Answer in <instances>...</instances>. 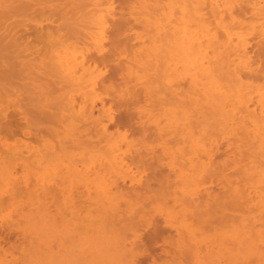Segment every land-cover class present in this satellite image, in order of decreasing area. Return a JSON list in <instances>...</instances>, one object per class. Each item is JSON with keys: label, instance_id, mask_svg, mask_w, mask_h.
<instances>
[{"label": "rangeland", "instance_id": "1", "mask_svg": "<svg viewBox=\"0 0 264 264\" xmlns=\"http://www.w3.org/2000/svg\"><path fill=\"white\" fill-rule=\"evenodd\" d=\"M157 1L159 3L155 2V6L147 9L150 11L148 13L150 20L159 18L162 19L161 23L166 25L162 7L168 2ZM135 2L134 17L132 16L134 13L130 12L133 11L132 0L131 3L130 0H113L115 19L111 18L112 22L107 32L111 44H107L106 52L95 57L103 72L98 91L101 99L107 107H111L114 114L113 121L109 123V130L113 132L118 128L128 136V141L132 145L127 147L129 151L124 154L125 159L132 171L141 178V183L130 187L129 179L125 183L119 181L121 189L116 202L120 204L117 203L115 210L104 208L101 204H90L91 200L99 197L95 196L94 189L89 198L85 186L76 184L73 187L77 181L82 182L76 179L78 175L74 177L75 173L72 181L75 179L77 181L70 184L72 188L66 184L63 186H67L66 190L64 188L56 190L54 203L48 208L49 211L46 207L47 199L44 193H40L42 190L38 191L40 195L34 200L23 195L17 211H23L22 204L24 208L28 206V210L31 211L25 208L24 217H14L15 219L10 217L7 224L3 225L0 218L1 230L6 229L12 222L16 223L10 229L11 234L10 232L6 234L8 231L0 234V264L6 263L4 255L6 260H10L8 264H260L257 260L258 255L264 254L263 154L258 149L255 139L251 142L250 138V141L245 143L246 139L237 141L232 134L228 137L229 133H225L227 131L225 120L218 117L212 107L204 103V107L196 108L199 109L197 113L195 105L190 102V98L188 100L187 81L180 80V83H183L176 91L179 94L171 93L166 84L169 74L164 67L165 62L168 63L165 53L171 47L173 35L169 30L158 34L154 27L141 24L139 22L141 10L137 9L138 3ZM91 8L86 0H0L2 14L0 93L9 98L10 106L7 113L14 117H11L14 132L4 138L5 146H10L14 151L21 150L24 156L39 152L40 156L37 157H41L39 161L44 162L38 168L35 167L36 169L22 168L23 166L19 164L15 172L19 178L35 177V174L41 176L48 171L49 163L46 158L42 159L43 154L49 153L47 142L53 141L57 147L56 151L57 149L65 151L59 153L58 158L65 156L66 159L57 158L55 161L56 155L52 160L61 161L60 164L54 163L56 167L60 166L58 168H65L64 171L59 169L62 170L61 174L68 172L66 168L68 165L73 167L76 165L83 170L91 161L109 153L107 145L104 144L106 142L100 141L103 136L95 128L94 123L100 116V102L95 107L92 117L81 119L78 123L75 116V124L78 125L74 130L72 127L70 131L66 130L65 127L69 128L67 125L74 121L69 117L71 115L68 108L66 109L68 106L65 97L70 93L80 100L81 96L76 93V87L62 80L59 74L53 75V80L51 79L52 74H49L51 67L47 65L49 59L43 56L46 52L59 50L64 44L84 41L86 33L90 30L91 20L88 13ZM125 19L128 21L127 29L121 36L124 41L117 43L114 36L115 25ZM138 34L144 39L138 38ZM151 39H155L154 42L152 40L153 44ZM141 43H144L147 49L142 48L144 44ZM252 43V58L257 65L262 66V63L258 61V64L256 60L264 58V46L261 45V43L264 45V42ZM153 45L160 47L156 46V50L153 51ZM128 66L134 68L131 69L135 74L129 75ZM244 74L245 80L259 81L257 75L260 73L256 71ZM219 78L221 82L226 81L225 77ZM50 81L53 91L48 92L49 89L46 87ZM180 98L183 101H180ZM188 103L189 106L186 105ZM177 105L182 108L178 106L177 109ZM174 106L177 110L180 109L174 117L179 115L182 117L177 118L174 125L179 130L167 133L173 129V127L169 129L167 125L168 120L174 118L172 114ZM183 108L187 109L186 115L191 116H185ZM204 109L207 112L203 111ZM17 112H22L23 114L18 113L22 114V117ZM47 112H51L53 123L48 122ZM155 120L162 122L160 124L162 126L164 124L162 133L156 128L158 126H155ZM177 124L188 128V132L191 130V134L192 132L195 135L201 134V137H210L218 142L214 151V164L199 171L201 174H198L199 180L196 182L201 190L197 194L192 193L194 185L191 188L192 185L188 186L179 176L181 171L193 173L190 170H196L198 173V170L188 165L189 158L192 157L189 149L192 143L188 142L187 138L190 134L183 130L182 126L177 128ZM222 130H226L224 135ZM177 149L183 151V154ZM169 150L173 152L171 155ZM174 152L179 153V156L176 153L174 155ZM171 158H176V162ZM32 159L31 162L35 165L34 157ZM69 159L71 164L68 162ZM63 160L67 165L64 162V165L61 164ZM173 165L179 166L181 171L178 168L175 171L176 167H172ZM245 166L247 168L250 166L252 170ZM260 168L263 173L261 170L258 173L263 176L254 172ZM196 173L192 174L194 179H197L194 177ZM97 180L100 179L92 180V183L96 184L99 182ZM183 183L187 186L185 187ZM236 186L244 192L245 195L242 194L245 198H237L231 188ZM248 193H251V202ZM182 204L185 212L187 210L186 213L182 210ZM13 210L14 207H11L4 213L9 211L15 213ZM242 223H246L243 224L244 227ZM84 224L86 226H83ZM247 227L250 230H247ZM234 229L238 234L243 230L244 235L238 238L240 240L247 237L250 232L254 235L244 238L246 240L244 242L250 241L249 244L255 245H252L254 247L252 249L243 250V253L244 251L246 253L242 256L239 254L242 251L234 250L239 245L233 246L234 235H231L237 233ZM190 231L194 232L193 236ZM227 234H230V238ZM238 239L235 241H239L240 250L244 249L241 247L244 242ZM229 250H233L234 254L232 252L230 254ZM239 256L242 259H238ZM263 258L264 255L261 256V259Z\"/></svg>", "mask_w": 264, "mask_h": 264}, {"label": "bare ground", "instance_id": "2", "mask_svg": "<svg viewBox=\"0 0 264 264\" xmlns=\"http://www.w3.org/2000/svg\"><path fill=\"white\" fill-rule=\"evenodd\" d=\"M86 1L89 2V4L92 6L91 10H89L88 13L90 14L89 19L91 20L90 22L91 25L89 27L90 30L86 33L85 36L86 39L84 41L83 40H81L80 42L77 41L69 45L64 44V46L62 45L63 47H61L62 49L60 48L57 51L54 50V52L52 51L46 52V54L44 53L45 55L43 56H45V59L46 58L49 59L47 65L49 64L48 66L51 67V69L49 68V70H51L49 74L50 73L52 74V76H50L51 79L53 80V75L59 74L62 80L75 86L76 93L81 96L80 100L75 98L70 93H68L65 97L66 106H68L66 107V109L68 108L67 110H69V113L71 115L69 117L71 121H74L67 125L69 128L65 127L66 130L69 129L70 131V129L72 128L74 130V128H76V125H78L81 119L85 120L92 117V115L94 114L95 107H97L98 102H100V106H99L100 116L98 117L97 120H95L94 123L96 125L95 128H97L103 136V139H101L100 141L106 142L104 144L107 145L109 153L106 156L99 158L100 160L97 159L99 160L98 162L97 160L91 161L90 165L88 166L86 165L87 167L86 169L82 170L78 168L76 165L74 167L68 165L66 168L67 171L69 172V175H67L68 172L67 173L63 172V174H61L62 170L59 169H63L64 171L65 168H58L60 166L56 167L57 165L55 166L54 163L57 164L60 159H63L65 157V156L62 157L61 154L60 155L61 158H58V154L62 153L63 151L62 150L58 151V149L56 151L55 148L57 147H55L53 141L47 142L46 143L47 144L46 146L48 147L47 152L49 153H47L46 155L42 153L44 155L42 159L46 158L45 160L47 161V163H49L48 164L49 167H47L48 171H46L44 175L41 176L35 174V177L26 176L24 178H19L20 176L18 177L15 174L16 168L19 166V164L21 167L23 166L22 168L24 167L38 168L39 166L44 164V162L39 161L41 159V157L39 158L37 157L39 155V152L38 153L36 152L35 154L32 153L33 155L31 156L29 155L24 156L21 150L14 151L11 149L10 146H5L6 142L4 141V138L7 135L11 136L14 132L13 123H12L13 120L12 118L14 117H12L13 115L11 116V114L9 115V113H7V109L10 106L9 105L10 100H8L9 98H5V95L0 93V218L2 221V225L4 223L7 224L10 217H12V219L14 217L15 218L24 217V212H25L24 210L25 208L28 210L27 208L28 206L24 208V205L22 204L24 212L22 210L21 212L17 211L18 210L17 208H20L19 206H21L20 198L23 195L24 196L27 195L28 197L33 198L34 200V198L36 196H39L40 193L41 194L44 193L43 195H45L44 197L47 199L46 207L48 209L51 208V206L54 203L56 190L57 189L61 190L62 188L66 190L67 186L63 187L64 185L67 184L69 185V187H71L72 183L76 182L77 181L76 179H78L79 181L82 182L79 183L77 181V183H75L73 187L76 184L77 186L83 185L87 189L89 198H91L90 195L93 191H95L94 192L95 196L99 197V199L95 198L96 200H91L92 203L89 202L90 204L92 205L101 204V206L104 208H111L112 210H115L117 208L116 207L117 203L120 204V202H116L118 201L117 200L119 196L118 192L121 189V185H119V181L121 180L123 181V183H125L127 179H129L128 181L130 183V187H134L135 185H139L141 183V178L138 177L132 171L124 155L127 154L126 151L127 152L129 151L127 147H129L132 144H130V142L128 141L129 138L126 135V133L121 132L118 128L116 129V131L113 130V132L109 130V123L113 121L114 118L113 110L111 109L110 106L108 107L106 106V103L101 99L100 93L98 91L99 83L101 81L102 78L101 76L103 72H102V68H100L99 66L100 64H98L97 61L98 59L95 56L103 54V52L106 50V47H108L107 44L108 43L111 44L110 40L108 39L109 36L107 32L110 27V22H112V20L115 19L114 10H113L114 3L113 0H86ZM135 1H137L138 3L137 9L141 10L140 11L141 18L139 19L140 20L139 22L141 24L145 23L146 25L144 26L146 27L149 26L154 27L158 34L165 32V30H169V32H171V34L173 35L172 39L170 38L171 47L165 53L168 63L166 64L165 62L166 67H164L166 68V72L169 74L168 75L169 77L166 79L167 82L166 84L168 85L171 93L176 92L180 88V84L183 83V82L180 83V80L187 81L189 85L188 100L190 98V102H192L193 105H195V110H198L197 113H199V109L196 108L204 107L203 106L204 103L212 107L214 109L213 110L214 113H216L218 117L220 116L226 122L227 131L225 130L226 131L225 132L222 130L223 133L222 131L221 133L223 135L228 132L229 133L228 137L232 134V136L233 135L235 136L237 141H242L246 139L245 143L246 141L247 142L250 141L249 140L250 138H252L251 142H253V140L255 139L256 140L255 142L258 145L257 147L260 150V152L263 154V158H264V58L256 60L257 62L258 61L261 62L262 66L261 64L257 65L255 60H253L252 58L253 57L252 42L253 41H256L258 43L264 42V0H165L168 3H165V6L162 7V9L164 10L162 15H163V19L166 20L167 23L166 25L161 23L162 19L159 18H156L155 20L154 19L150 20V16L148 14L150 11L147 9H149L152 6H155L154 3L155 2L157 3L158 2L157 0L156 1L132 0V3H134V5H133V11L131 10L130 12L134 13V15H132L134 17H135V3H136ZM138 17H139V12L137 11L136 12L137 19L136 18L135 19L138 20ZM1 20H2V14L0 13V21ZM127 23L128 21L127 19H125V21L117 23L115 25L114 36H116L117 43L124 41L121 36L124 35V32L127 29L126 28ZM151 27L150 29H152ZM110 29H112V27ZM129 29L132 30L131 28ZM139 36L140 35L138 34L137 35L138 38L144 39L142 36L141 37ZM152 40L154 42L155 39H151V43L153 44ZM140 42H142L141 39ZM144 45L142 46V48L147 49L146 45L145 47ZM261 45L264 46L263 43H261ZM156 46L160 47L159 45H155V47L153 45L152 47V49L154 48L153 51L156 50ZM133 60L135 61V58ZM130 61L132 62V60ZM128 67H129L128 69L129 75L135 74L133 70L134 68L131 67L133 68L131 69L130 66ZM255 71L257 73H260L259 76L257 75L258 77L257 80L261 82L252 79L251 80L244 79L245 72H255ZM219 77H225L226 81L224 82L222 80L221 82V78ZM46 88L49 89V90L47 89L48 92L51 90L53 91V86L51 81L50 83L49 82L47 83ZM189 92L191 95L189 94ZM180 97H182V95H180ZM180 99H181L180 101H183L182 98ZM185 99L184 102L186 101ZM186 105L189 106L190 104L188 103ZM178 106L179 105H177V109ZM208 106L206 108L207 110H208ZM179 108L182 107L179 106ZM185 108H183L182 110L185 113V116L189 117L188 115L190 114L187 113L188 115H186L185 111L187 109L184 110ZM175 109L176 107L174 106V109H172L173 117L178 111H180V109L179 110L177 109L175 110ZM206 109H204L203 111H206ZM18 113H22V112H17V114ZM22 114H18V115H21L22 117ZM75 116L76 118H78L77 124H75L76 123L75 122L76 119H74ZM23 117L25 118V116ZM46 117L49 123L50 122L53 123V116L51 112H47ZM179 117L182 118L181 115H179ZM179 117L175 116L174 118H171L170 121L168 120V125H167L168 128L171 129V127H173L174 130L171 129L170 131H167V133H174L175 131L179 130L174 127V125H176L175 123L177 122V118L179 119ZM154 122L156 124L155 126H158L156 128H158V130H161L162 133L163 128H165L164 124L162 126L160 125L162 122L159 123L160 121L156 122V120ZM177 125L178 126L176 127L178 128L180 125L179 124ZM181 126L184 127L183 128L184 130L185 126L183 125ZM23 127L25 126H22V128ZM187 129L188 128H186L185 131ZM190 131L191 130H189L188 132L187 130L188 134H190L188 136H190L191 138L189 139L188 136L187 138H188V142L192 143V145L190 144L191 148H189L191 149L190 151L192 153V157L189 158L190 164L188 165L193 169L195 167L198 170V173H196L197 172L196 170L194 171L190 170L193 173L194 172L196 173V176L194 174V177H196L197 179L193 178L192 175L193 173L190 172L191 173L190 174L186 171H181L180 167L177 165L175 166L173 165L172 167H176L175 171L177 168L178 170L181 171V173L178 174L179 176H181L182 181L188 184V186L191 184L192 185L191 188H192L194 185L192 193L197 194L198 192L200 193L201 190L200 185L196 182V180L197 181L199 180V176H198V174L200 173L199 171L201 170L203 171L214 164L213 163L214 151L216 146H218L217 145L218 142L217 141L215 142V140L211 139L210 137H201V134L195 135L194 132H192L191 134ZM187 132H183V133L187 134ZM205 139H207L208 141L207 142L204 141ZM125 148H127L128 150ZM169 152L170 155L173 153L171 150H169ZM178 152L179 153L181 152L180 149ZM175 153L177 154V156H179L178 155L179 153L174 152V155ZM33 157L35 160V165L32 164ZM54 157H56V159ZM57 158L59 159L57 162L52 161L53 159H55L56 161ZM172 160L176 162V158L175 159L173 158ZM63 162L64 160L62 161L61 164H63ZM68 162L69 164H71L70 159ZM64 164L67 165L65 162ZM185 167L187 166L185 165ZM251 167L249 166L248 168L251 169ZM260 170L261 168L258 171L254 170V172L258 173ZM260 172L263 173L264 171L262 172L261 170ZM74 173L76 175H74ZM261 173L258 174H260L261 176L262 175ZM90 174L93 175L96 174L97 176L94 177L93 175ZM73 175L74 177L78 175V177H76L74 181H72ZM90 176H93V178H90ZM95 179H100V180H97L99 182L96 181L97 183L93 184L92 180ZM242 179L245 181L244 178ZM263 180H264V176H263ZM91 183L93 184V186L91 185ZM185 183L183 184L186 187L187 185ZM234 183L235 181H233V184ZM230 185L232 186V184ZM231 188H233L232 190L234 194L237 196V198L240 197L241 199L244 197L243 196L244 192H242L241 189H239L237 186ZM39 190L42 191L39 193L38 192ZM249 190L251 192V187L249 188ZM252 190L254 189L252 188ZM250 194L249 196H251ZM236 196L235 199L238 201ZM249 198H250L249 201L251 202L252 196ZM33 200L31 202L34 206ZM11 207H14L13 211L16 212L13 213L9 211L5 214L4 212ZM182 208H183L182 210H184L185 212L184 205ZM31 215L32 213H30V216ZM112 216H114V213ZM15 224L14 222H12L6 226L7 228L5 227L6 229L1 230L0 228V234L2 232L5 233V231H8L6 234H8L9 232H10L9 234H11L10 229ZM243 224L246 223H242V225ZM83 226L86 225L84 224ZM179 227L181 226L179 225ZM181 229L183 228L181 227ZM236 229L239 230V228L237 227ZM246 229L250 230V228L248 229V227ZM192 231H190V233L193 236L194 232L192 233ZM242 231L243 230L240 231L242 235H240V233L238 234L237 230L235 231L237 232L236 235L234 231H233L234 234L230 233L232 234L231 236L234 235L233 243L235 244L233 246L239 244L237 245V248L234 247L233 248L234 250H238L237 252L242 251L241 253H239L241 256L242 254L244 255V253H246L248 249L254 248L253 246L255 245V244L253 245V243H252L253 246L249 244L250 241L249 243L244 242L246 241L244 238H248V235L250 236L252 235L251 232L250 234H248L249 231L247 232L248 234L247 237H243V239L241 240L238 239L239 236L244 235L243 234L244 232ZM92 232L93 231H91V233ZM252 236L254 237V235ZM231 238L233 239V237ZM235 239L240 240V242L242 241L244 242L243 245L245 244L244 245L245 247L241 243L242 245L241 247L244 249L240 250L239 248L240 243L239 241H235ZM249 240L251 239L249 238ZM224 243L225 242H223V244ZM246 245H248V248H246ZM243 250L246 251H244L243 253ZM231 252L234 254L233 250L230 251V254ZM239 254H237V256ZM262 255L264 254L260 253L258 255L259 258H257L260 264H264V258L261 259ZM4 256H3L5 260L4 263L6 262L8 264L10 260H6ZM238 259H242V257Z\"/></svg>", "mask_w": 264, "mask_h": 264}]
</instances>
